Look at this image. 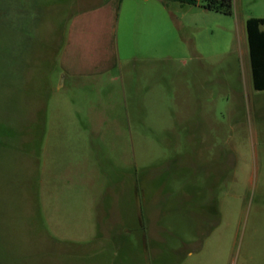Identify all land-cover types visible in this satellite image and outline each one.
<instances>
[{
	"label": "rangeland",
	"instance_id": "1",
	"mask_svg": "<svg viewBox=\"0 0 264 264\" xmlns=\"http://www.w3.org/2000/svg\"><path fill=\"white\" fill-rule=\"evenodd\" d=\"M104 1L0 0V264H264V0L124 11L113 66L73 75Z\"/></svg>",
	"mask_w": 264,
	"mask_h": 264
},
{
	"label": "crops",
	"instance_id": "2",
	"mask_svg": "<svg viewBox=\"0 0 264 264\" xmlns=\"http://www.w3.org/2000/svg\"><path fill=\"white\" fill-rule=\"evenodd\" d=\"M153 1L154 6L151 7ZM161 0H105L99 6L84 10L77 13L70 22V33H75L76 38L73 41V48L71 47V35L68 47L66 48V64L68 71L73 75H90L102 73L110 68V64L114 61V50L109 49L110 40L114 38L120 27L121 17L124 11L128 17V26L132 29L130 17L136 15H143L146 13L149 16L150 11L155 14L164 11L165 7L160 5ZM164 1V0H163ZM162 2V1H161ZM165 3H168L164 1ZM132 4L125 9L126 4ZM211 12V11H210ZM213 12V11H212ZM261 19V18H260ZM98 33V43L94 36ZM105 35V36H104ZM106 37L107 40L103 38ZM78 40V42H77ZM95 41V42H94ZM82 48V50L80 49ZM78 56L74 59V56ZM113 66V64H112Z\"/></svg>",
	"mask_w": 264,
	"mask_h": 264
},
{
	"label": "trees",
	"instance_id": "3",
	"mask_svg": "<svg viewBox=\"0 0 264 264\" xmlns=\"http://www.w3.org/2000/svg\"><path fill=\"white\" fill-rule=\"evenodd\" d=\"M166 2H175L181 5H197L207 11L232 15L234 0H164ZM264 19L251 18L247 21V35L250 48V58L253 73L254 88L257 91H264Z\"/></svg>",
	"mask_w": 264,
	"mask_h": 264
}]
</instances>
